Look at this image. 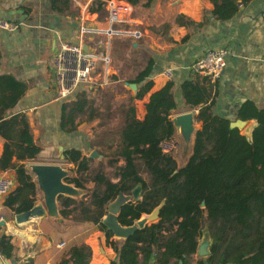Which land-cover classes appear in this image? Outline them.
Returning <instances> with one entry per match:
<instances>
[{
	"label": "trees",
	"instance_id": "16d2710c",
	"mask_svg": "<svg viewBox=\"0 0 264 264\" xmlns=\"http://www.w3.org/2000/svg\"><path fill=\"white\" fill-rule=\"evenodd\" d=\"M2 1V0H0ZM106 0H96L92 12L103 11ZM134 8L149 10L153 0H124ZM215 5L214 15L226 21L238 11L234 0H210ZM69 7L70 0H55ZM179 21V18H178ZM140 45V43H138ZM115 50L132 49V44L115 43ZM2 55L0 51V67ZM149 58L146 67L129 84L145 83L153 69ZM0 85H7L15 95L9 103L15 105L26 86L13 78L0 77ZM153 87L146 82L136 98L142 99ZM174 84L150 96L143 120L136 117L134 98L122 105L124 125L119 132L120 145L108 157L116 164L115 178L96 177L97 186L89 189L80 200L60 196V214L64 219L90 222L106 234V242L118 254L120 264H172L174 261L189 264L197 253L204 230L212 239L208 264H264V107L245 103L237 120H254L257 124L252 141L242 135V129L232 128V121L214 115L213 101L208 90L198 83L185 81L180 89L186 104L200 107L198 121L202 128L195 136L193 153L187 163L179 167L174 156L165 154L161 144L173 140L176 128L171 112L176 109ZM61 129L75 133L83 122L99 118L97 109L86 93L77 94L75 100L62 107ZM236 120V121H237ZM0 137L5 139L0 171H16V189L7 197L5 206L15 214L27 212L36 206V183L24 164L35 159L41 149L35 144L27 117L15 115L0 120ZM68 163L76 166L78 173L89 170L92 161L79 149L63 152ZM121 160L123 166L117 165ZM142 162L150 176L147 182L140 173ZM66 182L86 189L80 178H67ZM141 184L143 198L124 205L118 215L123 227L134 226L145 215L161 206L158 221L138 229L123 244L104 224L108 205L120 192L130 195ZM88 197V198H87ZM87 199V200H86ZM205 206H202V203ZM16 247L4 231L0 235V253L11 259ZM73 264H89L92 249L87 245L74 246L71 251ZM111 264H117L113 261ZM198 264H204L199 261Z\"/></svg>",
	"mask_w": 264,
	"mask_h": 264
},
{
	"label": "crops",
	"instance_id": "0c3cea01",
	"mask_svg": "<svg viewBox=\"0 0 264 264\" xmlns=\"http://www.w3.org/2000/svg\"><path fill=\"white\" fill-rule=\"evenodd\" d=\"M95 1L82 0V7L73 2L67 7L55 0L0 1V20L20 26L15 32L0 29V77L13 78L26 86L16 104L11 105L9 98L16 92L7 85H0V120L18 114L26 116L34 142L41 149L37 158L24 162L15 158L13 162L16 164H24L26 168L33 161L38 162L35 164L58 165L60 163L57 164L55 160L64 157L65 164L61 166L70 171V178H79L81 173L77 172L74 164L67 162L64 151L73 148L82 150L85 156L92 159L89 165L105 158L102 155L104 146L97 138L99 118L81 123L75 133L62 131V107L75 100L77 94L68 100L59 99L49 70L59 39L77 43V31L82 23L97 29L107 26L106 20L101 21L98 12L90 9ZM234 1L238 3V11L226 21L216 18L215 5L210 0H153L151 8L146 10L145 18L133 21L136 25L134 31L141 33L139 42L135 41L133 46H139L146 53L147 60H154L152 72L145 81L153 82L151 90L142 99L136 96L145 83L137 85L136 90L132 91L137 119L145 118L150 96L173 83L177 106L171 112V119L192 114L196 130H200L202 123L197 117L201 106L186 104L180 89L185 81L205 87L210 94V101H213L214 115L222 118L236 121L241 107L247 102L259 109L264 107V68L261 62L264 58V0ZM218 49L228 51L227 68L215 83H211L196 73L193 65L208 51ZM166 70L173 71L171 79L164 75ZM247 124L256 122L251 120ZM194 139L195 136L189 149V158L193 153ZM173 141L184 145L178 130ZM5 143V139L0 137V157ZM94 152L98 153L96 158L91 157ZM124 164L121 160L119 166ZM1 173L14 179V191L17 187L16 171L10 169ZM33 181L36 183L35 177ZM112 181L116 183L118 179ZM84 186L86 189L78 188L83 193L76 200L82 199L88 194L87 190L97 185ZM142 198L143 192L140 200ZM36 200V205L42 202L37 187ZM5 202L6 199L0 197V215L15 214L5 206ZM31 223L35 224L29 225ZM0 230L10 236L16 247L11 259L0 253V264H11L7 260H15L17 264H73L70 251L74 246L81 245L92 249L89 264H111L117 255L107 245L106 234L90 222L64 219V224L58 225L53 218L46 216L19 226L15 221L8 223L3 218ZM15 239L20 244L15 245ZM113 240L120 245L125 241L116 236ZM63 242L65 245L60 247ZM202 242L201 239L199 246ZM210 255L201 257L197 251L189 264H198L199 261L208 264L206 260ZM172 264L182 262L174 261Z\"/></svg>",
	"mask_w": 264,
	"mask_h": 264
},
{
	"label": "built area",
	"instance_id": "2783aa9c",
	"mask_svg": "<svg viewBox=\"0 0 264 264\" xmlns=\"http://www.w3.org/2000/svg\"><path fill=\"white\" fill-rule=\"evenodd\" d=\"M79 7L82 0H70ZM103 9L107 12V26L102 29L91 28L82 23L77 31V43L59 39L51 57L49 70L55 85L57 96L68 100L79 92H95L105 90L114 76L111 57L112 43L119 37L141 38V33L123 31L120 27L131 22L133 6L124 0H106ZM19 24L0 20V29L15 32ZM226 49L208 51L193 65V70L215 83L227 68ZM264 68V58L261 60ZM164 75L171 79L172 70H166ZM163 153L172 155L175 150L173 140L161 144ZM15 186L13 178L0 172V197L9 196ZM3 218H0V227ZM64 242L60 244L63 247Z\"/></svg>",
	"mask_w": 264,
	"mask_h": 264
},
{
	"label": "rangeland",
	"instance_id": "374dc122",
	"mask_svg": "<svg viewBox=\"0 0 264 264\" xmlns=\"http://www.w3.org/2000/svg\"><path fill=\"white\" fill-rule=\"evenodd\" d=\"M98 14L101 21L106 20L107 12L105 11V9H103V11H99ZM145 14L146 10L141 8H134L131 22L127 25H124L121 29L123 31L134 32L136 25L133 21H135L136 19L145 18ZM135 32L139 33V31ZM135 41L139 42V39L126 36L116 38L113 41L111 47V57L113 60L112 69L116 73V76H113V78H111L110 84L105 90H97L95 92L82 91L77 93H86L92 102V108L97 109V114L99 115V123L97 126L99 132L97 134V138L98 142L104 146L102 148V155L105 156V158H101V160L99 161H93L89 165V170L86 171L87 173L81 172L79 178L82 180L84 185H97L95 179L98 175H104L112 180L115 179L116 164L112 163L108 156L113 153L120 145L119 132L124 125L122 105L126 104L132 98V91L134 89L129 86V81L135 79L138 73L145 68L147 63V55L142 49L134 51L131 48L128 50H124L120 47L116 51L115 43L119 42L120 44L124 43L134 45ZM174 143L176 148L173 151L172 156H174V158L176 159L178 166L182 167L187 163L189 159V147H186L188 146L187 144H185L184 146L178 141H175ZM63 161L65 160H55L57 164L60 163L58 165L65 164L63 163ZM35 163L38 162L33 161L29 163L27 165V171L32 175V177L36 178V176L31 172V166L35 165ZM119 164L120 162L117 165ZM139 165L142 177L147 182H150V176L146 173L142 162H139ZM7 197L4 198L7 199ZM15 215L16 214L6 213L4 215H0V218L3 217L4 220L9 223L11 221H15ZM32 224L35 223H31L29 225ZM4 231L6 232L7 230L5 229ZM1 232L2 231L0 230V233ZM14 244H20L19 240L15 239Z\"/></svg>",
	"mask_w": 264,
	"mask_h": 264
},
{
	"label": "water",
	"instance_id": "95a60500",
	"mask_svg": "<svg viewBox=\"0 0 264 264\" xmlns=\"http://www.w3.org/2000/svg\"><path fill=\"white\" fill-rule=\"evenodd\" d=\"M129 86L134 90L137 88L136 84H129ZM172 121L176 130L182 135L184 146L187 144L188 146L186 147L190 149L193 137L196 136L198 131L194 124L193 115L185 114ZM256 126L257 124H247V122L242 120H237L231 124L232 128L242 129V135L249 141H252V134ZM97 155L98 153L94 152L91 157L96 158ZM62 160H64V157H62ZM31 172L36 176V185L42 196V202L27 212L16 214V224L22 226L37 219L49 216L55 220L56 224L63 225L64 218L60 214L59 197L65 196L76 199L80 198L83 192L73 184L66 182V179L70 177V171L63 168L61 165L35 164L31 166ZM142 190V185L138 184L130 195L120 192L117 198L108 205L107 215L103 219V224L113 232L116 237L126 240L133 236L138 229H143L147 225L158 221L161 206L155 209L151 214L145 215V217L139 220L134 226L123 227L118 222L117 218L121 208L132 200L136 202L140 201ZM202 206H205L204 202ZM3 225H5V222ZM202 241L203 242L198 247V253L201 257H205L211 254L212 247V239L208 230H204ZM118 259L119 256L117 254L115 261H117V264H120ZM7 261L11 264H17L15 260Z\"/></svg>",
	"mask_w": 264,
	"mask_h": 264
}]
</instances>
